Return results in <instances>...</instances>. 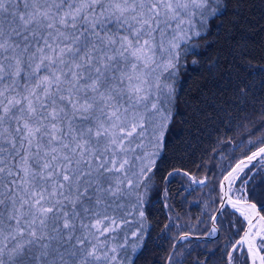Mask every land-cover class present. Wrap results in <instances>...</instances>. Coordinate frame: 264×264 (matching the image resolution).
<instances>
[{
	"label": "snow or ice",
	"instance_id": "obj_1",
	"mask_svg": "<svg viewBox=\"0 0 264 264\" xmlns=\"http://www.w3.org/2000/svg\"><path fill=\"white\" fill-rule=\"evenodd\" d=\"M173 184L197 234L157 224ZM158 229L163 264H264V0H0V264H139Z\"/></svg>",
	"mask_w": 264,
	"mask_h": 264
},
{
	"label": "trees",
	"instance_id": "obj_2",
	"mask_svg": "<svg viewBox=\"0 0 264 264\" xmlns=\"http://www.w3.org/2000/svg\"><path fill=\"white\" fill-rule=\"evenodd\" d=\"M260 7L255 4L251 8L252 14L255 15L256 19L260 18ZM259 39V37H257ZM189 81H185L184 87L187 88ZM181 115L183 114V108H181ZM181 119V117H177ZM202 156V152L195 145L193 146L192 155L190 159L185 160V165L192 169L193 172L196 171L195 166L192 161L199 162ZM179 165V163L177 164ZM196 185H192L190 192L181 191L179 184L171 185V194L173 209L171 212L165 207L163 210H160L159 204L157 205V211L155 213V219L157 224L171 223L175 222V227L172 228L171 235L173 238L176 237L177 233H181L184 230H189L194 234L198 233L199 225L196 223L197 220L206 219L204 216V196L205 192L195 191ZM206 191V190H205ZM168 214L171 217V220H165V214ZM160 229L154 234L156 239L153 245L148 251H146L143 257L139 260V264H163V258L168 255L166 251L169 248L171 241L165 240L163 236L160 235ZM201 241L193 240L191 241V246L196 247ZM199 249H197V252ZM197 252H193L191 258L183 257L182 259H188V264H194Z\"/></svg>",
	"mask_w": 264,
	"mask_h": 264
},
{
	"label": "water",
	"instance_id": "obj_3",
	"mask_svg": "<svg viewBox=\"0 0 264 264\" xmlns=\"http://www.w3.org/2000/svg\"><path fill=\"white\" fill-rule=\"evenodd\" d=\"M193 239H195V238H193Z\"/></svg>",
	"mask_w": 264,
	"mask_h": 264
}]
</instances>
